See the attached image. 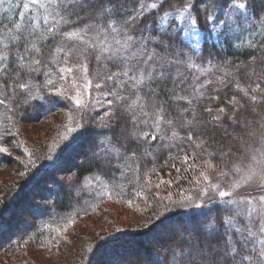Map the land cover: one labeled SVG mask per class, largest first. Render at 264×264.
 <instances>
[{"label": "snow or ice", "instance_id": "1", "mask_svg": "<svg viewBox=\"0 0 264 264\" xmlns=\"http://www.w3.org/2000/svg\"><path fill=\"white\" fill-rule=\"evenodd\" d=\"M180 2L182 7L176 11H162L153 25L140 28L143 15L138 11L124 17L119 0H22L18 7L31 9L35 15L25 25L14 23L0 30V109L3 110L0 112V154L11 155L10 147L16 150L22 146L17 114L34 107L36 101H44L45 93L55 90L70 106L66 131L60 136V143L53 144L48 151L47 159L53 161L51 167L56 166L54 150L71 147L78 138L76 133L96 129L89 165L105 175L117 170L120 179L130 177L127 182L133 186L126 192L121 185H114L108 193L110 199L115 192L117 202L125 199L129 207L138 199L147 203L144 191L148 181L141 184V177L155 171L157 151L161 149L176 148V158L186 166L183 171L193 174L190 180L193 186L187 192L178 193L181 199L174 200L168 195L167 200L177 209L197 210L201 219L163 227L168 217L156 211L151 219L160 222L164 234L172 230L176 235L168 244L153 250L146 264H264V152L259 160L253 157L254 164L247 165L246 170L238 166L225 170L227 165H224L218 172L221 179L215 182L209 171L217 174V165L210 159L203 160L209 171L196 167L203 153L212 147L210 140L214 141L215 137L203 138L210 130L222 129L224 138L233 140L227 149L221 147L208 154L212 159L219 156L223 160L240 150L242 134L255 135L253 125L264 127L261 123L264 113L257 110L264 103V86L260 80L250 81L249 89L237 83V89L243 93L241 100L233 96L224 104L218 103L215 109L205 106L204 112L215 111L206 119L197 116V106L208 96V87L213 84L212 78L201 80L211 72V67L199 68L198 74L191 77L181 71L185 67L198 68L196 60L202 59L201 41L205 33L220 38L245 30L249 24L247 4L241 0H225L221 17L217 12L221 0ZM5 3L10 4L11 0H0V8ZM159 3L162 9L165 0ZM150 7L158 9L157 3ZM170 17L178 18L181 23L175 24ZM252 28L256 30L254 25ZM178 34L187 42V51L176 44ZM46 50L51 55L47 61L43 59ZM93 61L108 68L107 73L100 76L93 72L90 76L89 64ZM255 62L253 55L250 63ZM208 63L212 65L211 60ZM41 74L45 77L43 83H34ZM225 76L230 73L225 72ZM241 78L249 79L247 71ZM69 80L74 91L65 95L68 90L63 88V83ZM216 81L223 87L228 86L225 79L216 77ZM57 83L61 84L60 88L56 87ZM220 90L215 88L217 94L208 99L219 102ZM101 98L107 107L101 105L103 110L98 111ZM121 122L125 126L124 134L117 137L113 129ZM261 136L264 138V133ZM24 154L29 158L26 167L34 164L31 159L34 153L25 148ZM149 162L152 168L147 167ZM164 166L173 168L177 174L182 172L175 164ZM160 183L171 186L173 181ZM160 183L155 187L159 188ZM242 186L249 189L246 195L239 193ZM155 199L160 202L158 196ZM48 201H51V212L55 202L51 198ZM83 211L88 214L87 208ZM78 216L79 213L77 217H70L67 223H74ZM63 231L66 233L67 229ZM40 235L37 231L33 239ZM50 243L58 246L67 241L57 235ZM88 251L95 255L93 249Z\"/></svg>", "mask_w": 264, "mask_h": 264}, {"label": "trees", "instance_id": "2", "mask_svg": "<svg viewBox=\"0 0 264 264\" xmlns=\"http://www.w3.org/2000/svg\"><path fill=\"white\" fill-rule=\"evenodd\" d=\"M139 1L141 0H119L120 7L126 8V12L123 14L124 17L135 15L138 11L143 15V20H141L138 25L140 28H144L146 25H153L154 21L158 19V15L162 14V11L174 12L178 8L182 7L180 0H165V4L161 9L159 0H154L158 5V9L153 10L150 6L147 8L143 2L141 3ZM223 2H225V0H221V3ZM241 2H245L247 4V16L249 18V24L245 25V30L241 31L235 36L220 37L217 39H214V36L210 34L212 39H206L202 44V59L198 58L196 60V63L197 61L199 63V61L203 60H206L207 62L209 60L217 61L216 63L212 61V65H208V67H211L212 70L207 74V76H202L201 80L206 78L213 79V84L210 85L207 90L208 96H214L217 94L214 91L215 88L220 87L221 89L219 92V102L208 99V96H206L204 100L200 102V104L197 106L198 117L203 116L207 119L210 118V115L215 114V111L212 114L204 112L203 108L205 106H210L215 109L218 103L224 104L226 101L231 100L233 96H235L237 100H241L243 93L237 89V83H239L241 88L249 89L250 81L260 80L262 82V86H264V75H261V73H264V63H260L261 60H264V44H261V41H264V0H259L258 2L257 0H241ZM141 5L144 6L143 9H141ZM221 9H218L217 12L222 17L223 11ZM31 13L35 14L33 10H31ZM18 16H20V14L14 8V5L5 3V5L0 8V30H3L4 25L12 24L14 26V23L25 25L30 20L28 16H23L24 19H22L21 22H18ZM257 17L260 19H257ZM252 25L255 26L256 30H253ZM241 33H243L244 37L246 38H243ZM247 35L250 36L248 37ZM176 42L181 48L186 51L188 50V46L180 42L178 37L176 38ZM253 55L255 56L256 60L259 57L257 61L259 64H256V62L250 63V61H252ZM43 59L45 61L51 59V55L47 50L45 51ZM73 63H76V61L73 60ZM237 68H239L241 71L237 72ZM53 71L55 72V69H53ZM107 71L108 68H105L102 64H97L95 61L89 64L90 76L93 72H97L100 76H103L107 73ZM181 71L186 72L190 77L194 74H197L196 68ZM245 71H247L249 79L241 78L244 76ZM225 72L230 73V76H225ZM216 77L227 80L228 86L223 87L219 85L216 81ZM54 78L58 79V77ZM44 79L45 77L41 74L36 77L34 83L42 84ZM251 86H254V84ZM56 87L60 88L61 84L57 83ZM95 95H97V93H95ZM108 99H111V97ZM93 102H96L95 99H93ZM101 105H103V107H107V102L103 100V98H101V103L97 104L98 111L103 110ZM69 106L70 103L62 97L56 95L55 90H53L51 94L45 93L44 101H36L34 107H27L17 114L18 118H20V122L17 127L19 125H30L37 122H42L58 114L62 115L65 113V111H68ZM257 110L261 113H264V105L260 104ZM2 111L3 110L0 109V112ZM241 112L243 113L244 110L241 109ZM172 114L173 116L177 114V110L175 108L173 109ZM249 119L251 120L253 118L249 116ZM255 119L259 120V117H256ZM261 123L263 124V121ZM124 127V124L121 122L113 129V132L116 133L117 137L124 134ZM128 127L130 128L131 126L129 125ZM224 127H227L228 131L232 132L231 127H228L226 124ZM257 128L261 130L262 127ZM209 129H211V125H209ZM199 130L201 132L204 131V129ZM96 131V129H89L83 134L76 133L75 135H77L78 138L75 143L71 145V147L63 150H54L53 160L56 161L55 167L50 166L52 165L53 161L47 159L48 151H45V148L44 151H40V149H38V151L34 147L33 151H35L34 154L36 155L32 158L34 164L28 168H24V170L27 171V174L24 176L19 175L18 172L15 173L18 167L13 164L14 157L12 155L0 154V168L2 166H6V168L13 167L14 169L9 173V177L12 179V181L8 185H5L4 188H1L0 191V230L3 229L1 233H3L5 230L7 233L11 234L15 232L13 238L19 239V241L15 240V242L18 241V243L15 244L14 242L13 245L10 244L12 239L5 241L7 242L5 244L6 247H3L4 245L2 241L5 240V238L1 236V247L11 251H20L22 247H19V244L21 243L20 241H43L44 237H47L46 235H48L49 238L47 240L54 239L55 235L58 234L57 230L63 227L70 217H77V213H79L78 218L81 219L83 217L94 215L99 212V210L102 211L105 205H108L109 203L118 204L122 207H124V204H127L125 199L117 202L115 192L112 193L111 199L108 197V193L112 191L113 186L116 184L121 185L126 192L130 191L133 187L127 182L130 177H126L125 179L121 180L120 173L117 170H112L107 175L98 173L95 167L89 165L88 153H79L83 146L87 147L89 144L94 146ZM237 131H239V129H237ZM254 131L255 125L252 127V132ZM64 133L65 131H63V134ZM181 134L183 135V132H181ZM212 136L215 137L214 141L210 140L212 147H209L208 151L203 153V155L197 161L196 167L199 170L209 171L203 164V160L210 159L211 163L217 165V174H212L209 171L211 180L215 182L221 179L218 175L221 167L227 165L225 170L235 167L237 160L233 161L232 157L239 159V156L243 155L245 149L251 146L252 134H242V142L239 144L240 150L235 152L233 156L223 160H221L219 156L212 159L208 154L219 150L221 147L227 149L228 146L233 144V140L231 137L224 138V132L222 129L215 132L210 130L203 138L208 139ZM254 136L253 138H255ZM59 143L60 138L57 139L56 144ZM75 149L78 150L73 158L66 157L71 151ZM153 150L156 151V142L153 144ZM177 151L178 150L176 148L171 150L161 149L157 151V159L154 164L155 171L147 174V176L142 175L141 184H143L145 180L148 181L144 191V196L147 198V203L144 199L133 201L136 206L140 207V209L136 212V218L138 219L139 224H136L130 229H126V231H122V233L105 237L98 246V248L101 246L103 247L98 251L97 249H93L95 255H93L91 252L88 253V250L92 247L84 252H82L80 248H75L72 264H88L89 259H91V264H112L110 262L112 259L118 260L119 264H146V259L148 257L147 252L158 250L162 245L168 244L175 237L173 234L176 233L172 230L168 231L167 234L162 233L161 236H153L156 232H159V229H162L163 231V228L159 221L151 218L154 216L156 211H163L162 207H164L168 201V195H171L174 200L181 199L178 193L181 190L187 192V190L193 186L190 183L193 174L190 171H183L186 166L176 158ZM195 151L201 152L200 149H195ZM10 152H14L11 147ZM148 160L151 161V157H149ZM65 161L69 163V166H65ZM170 164H175L176 167L182 169V172L177 174L173 168L164 166ZM47 166L48 168H46ZM31 167L32 170L29 171ZM147 167L152 168L153 164L149 162ZM55 176H57L58 179H55ZM161 180H171L173 183L171 186H168L164 183H160ZM25 181L30 182L25 185ZM39 182L49 185V188H45L43 190L40 189V187L36 185ZM157 183H160L159 188L164 191L163 196L159 197L160 202H157L155 199L157 195L156 189H158L155 187ZM22 186L25 188L28 187L27 192H30L29 194L32 193L36 186H38L39 190H42L44 193L43 195L38 196V198H35L39 200V204H41L40 207L37 205L28 207V210L32 214V218L36 221L35 223L32 221L28 222L26 219L21 221L19 218L21 215H19L16 211V209L22 205L20 204L19 207L16 208V204L20 203V201L23 200L27 194H17ZM48 198H51V200L55 202L51 212H49V204L51 201H48ZM74 201L76 202L74 203ZM9 202L10 206L5 208L9 205ZM84 208L88 209L87 215L84 214ZM34 212H36L38 216H35V214H33ZM166 215L168 219L164 220V223L166 222L165 225L183 222L184 220H186L188 224H191L201 218L197 215V210L195 209H177L173 205L170 206V210H167ZM78 218H75V220H78ZM17 221H20V223L17 224ZM21 227L26 229L24 231H19V228L21 229ZM221 230L223 231V229ZM37 231H39L41 235L38 239H33V234ZM127 243L135 244V249L122 250L121 245ZM145 246H147L148 251ZM139 248H142L143 251L145 250L146 254H142L141 251H139ZM109 249L111 250L110 253H113L112 256L109 255V257H107L108 255L101 254L103 252L102 250H105L107 253L109 252ZM98 253L101 254V257L97 255Z\"/></svg>", "mask_w": 264, "mask_h": 264}, {"label": "rangeland", "instance_id": "3", "mask_svg": "<svg viewBox=\"0 0 264 264\" xmlns=\"http://www.w3.org/2000/svg\"><path fill=\"white\" fill-rule=\"evenodd\" d=\"M155 1L154 0H141L139 2L141 3L143 2V4L146 5V7L148 8L152 3H155ZM258 1L259 0H257V2ZM21 3H22V0H11V3H10L11 5H14V8L20 14V16H18V20H17L18 22H21L22 19H24L23 16H28L31 19L32 16L35 15L31 13V9L25 10L22 6L18 7L19 5H21ZM222 4H224V2L220 3L217 10L221 9L224 6ZM124 8H121L122 15L126 12V8L125 9ZM170 18H172L178 24L181 23V21L178 18H173V17H170ZM241 35L243 38H246L244 37L243 33H241ZM179 38L182 41H184L182 37H179ZM258 59L259 57L256 60V64H259V62H257ZM212 61L215 63L217 62L216 60H212ZM197 65H198V68H196V71L198 74L199 68H206L208 67L209 63L206 60H203V61H199V63L197 61ZM186 69L188 68L185 67V68H182L181 70H186ZM63 88L68 90L65 92V95H67L68 92L74 91L73 84L71 83L70 80L64 83ZM94 95H95V92H94ZM258 95L260 94L258 93ZM261 104L264 105V103H261ZM68 117H69V113L68 111H65V113L62 115L58 114L42 122H37L34 124H30V125H19L17 127L19 130V140L22 141L23 143L20 148H18L17 150H14V152L11 153V155L14 157L13 164L16 167H18L15 173L18 172V174L20 175V173L27 172L24 170V168H28L26 167V165L28 164L29 158L24 154V149L26 148L27 151L30 153L35 152L33 151L34 147L37 150L40 149V151H44V148H45V151H49V148H51L53 144L57 143V139L60 138V136L63 134V131H66L65 125L68 124ZM59 121H60V124H59ZM263 124H264V121H263ZM254 133H255V136L252 135L251 146L245 149L243 155H240L239 159L232 157L233 161L237 160L235 167L238 166L246 170L247 165L254 164L253 157H256L257 160L261 159V153L264 152V138H262L261 136V134L264 133V127H262L261 130H259L257 126H255ZM253 136L255 138H253ZM93 147L94 146L90 144L87 147L83 146V148L79 151V153L86 152L90 156L91 155L90 153ZM77 150L78 149L71 151L66 157L73 158ZM33 156H36V155L34 154ZM33 156L31 157V159L33 158ZM65 166H69V163H67L66 161H65ZM46 168H48V166ZM13 170H14L13 167L6 168V166H2L0 168V191H1V188H4L5 185H8L12 181V179L9 177V173ZM31 170H32V167L29 171ZM55 179H58V177L55 176ZM165 179H166V176H165ZM29 182L30 181L28 182L25 181L24 184L26 185ZM36 185H38L40 189L42 190L45 188H49V185L47 184L45 185L42 182H39ZM24 186L20 188L17 194H22V193H27V194L25 195L23 200L20 201V203L16 204V208H18L19 205L22 204L21 207L16 209V211L19 215H21L19 217L21 221L23 219H26L28 222L32 221L35 223L36 221L32 218V214L28 210V207H31L33 205H37L40 207L41 204H39L40 203L39 200L35 198H38V196L43 195L44 193L42 190H39L38 186H36V188L32 191V193L29 194L30 192L29 193L27 192L28 187L26 186L27 188H25ZM248 190L249 189H247L246 186H242L241 189H239V193L241 195H246ZM156 192H157L156 196L158 197L163 196L164 191H162L161 188L156 189ZM75 202L76 201H74V203ZM167 202L166 204H168ZM9 206H10V202H9V205L6 206L5 208ZM123 206L124 207L118 204L109 203L108 205H105L102 211L99 210V212H97L94 215L83 217L81 219L78 218V220H75L74 223H66L63 227L58 229L59 231L57 230L58 234H56L55 237L57 235H62L64 237V240L67 241V243H63L58 246H53V244L50 243V240H47L49 238H48V235H46L47 237L43 236L44 237L43 241H35V240L34 242L33 241H28V242L20 241L21 243L19 244V247L22 246L20 251H11L6 248H3V247H6L5 244L7 242L5 241L12 239L10 244L13 245L15 240L19 241V239L13 238V235L15 234V232L11 234V233H7V231L5 230L3 233H1V231L3 230L1 229L0 237L1 236L4 237L5 240L2 241L4 246L1 247L0 245V264H72L73 253L75 252L74 251L75 248H78V249L80 248L82 252L87 251L91 247H92L91 249H94V250L100 249L103 246H101L100 248H98V246L100 245V242L104 240L105 237H110L113 234L122 233V231H126V229H130L134 227L136 224H139L138 219L136 218V212L140 209V207L136 206L134 203L132 204L131 207H129L127 204H124ZM168 206H169L168 208H165V206L162 207V210H163L162 212L166 213L167 210L170 209L171 204L170 205L168 204ZM33 214H35V216H38L36 212H34ZM18 223H20V221H17V224ZM165 223H164V227H167L168 225L188 224L186 220H184L183 222L175 223V224L170 223V224L165 225ZM65 228L67 229L66 233L63 231V229ZM25 229L26 228L21 227V229L19 228V231H24ZM117 229H120V231H117ZM157 233L158 232H156L153 236L157 237L158 236ZM159 233H160L159 236H161L163 233L162 229H159ZM173 235L175 236L176 234H173ZM18 241H16L15 244L18 243ZM145 248L148 251L147 246H145ZM121 249L122 250L135 249V244L133 243L123 244L121 245ZM102 251L103 252L101 254L108 255L107 257H109V255L112 256L113 254L112 252L110 253L111 251L110 249H109V252H107L108 254L105 252V250H102ZM139 251H141L142 254H146L145 250L143 251L142 248H139ZM151 253L152 251L147 252L148 255ZM101 254L98 253L97 255L101 257ZM110 262L112 264H119L118 260H115V259H112Z\"/></svg>", "mask_w": 264, "mask_h": 264}]
</instances>
